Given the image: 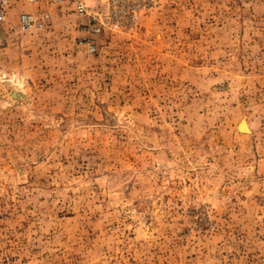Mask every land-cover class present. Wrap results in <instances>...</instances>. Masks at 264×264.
<instances>
[{
    "label": "rangeland",
    "instance_id": "1",
    "mask_svg": "<svg viewBox=\"0 0 264 264\" xmlns=\"http://www.w3.org/2000/svg\"><path fill=\"white\" fill-rule=\"evenodd\" d=\"M3 21L0 264H264V0Z\"/></svg>",
    "mask_w": 264,
    "mask_h": 264
},
{
    "label": "built area",
    "instance_id": "2",
    "mask_svg": "<svg viewBox=\"0 0 264 264\" xmlns=\"http://www.w3.org/2000/svg\"><path fill=\"white\" fill-rule=\"evenodd\" d=\"M11 0H0V48L5 42L3 9ZM29 5L44 3L53 7L69 6V11L79 19L87 21L86 31L97 34L110 32H131L140 26L142 18L153 10L158 0H23ZM50 20L48 10L37 13H20L17 17L19 32L44 30ZM87 52L91 54L94 46L86 42Z\"/></svg>",
    "mask_w": 264,
    "mask_h": 264
}]
</instances>
